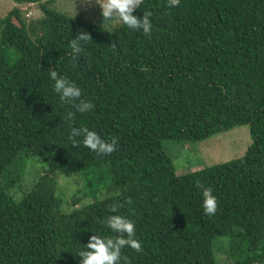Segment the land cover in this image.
Wrapping results in <instances>:
<instances>
[{
    "label": "trees",
    "instance_id": "16d2710c",
    "mask_svg": "<svg viewBox=\"0 0 264 264\" xmlns=\"http://www.w3.org/2000/svg\"><path fill=\"white\" fill-rule=\"evenodd\" d=\"M13 2L37 4L43 17L25 23L14 8L0 19V264H79L91 235H116L110 215L131 220L142 244L140 253L122 249L120 264H217L220 238L232 264H264V0H181L171 9L143 0L133 14H151L147 37L123 25L110 33L52 1ZM81 32L91 40L73 59L69 41ZM48 70L94 105L71 126L116 138V151L99 156L69 140L65 116L75 109L59 100ZM240 127L252 141L241 158L183 176L162 150L164 140L203 142ZM31 157L47 169L17 201L7 190ZM101 167L107 178L57 196L58 174L85 178ZM99 187L103 198L93 199ZM208 187L211 216L202 208Z\"/></svg>",
    "mask_w": 264,
    "mask_h": 264
},
{
    "label": "rangeland",
    "instance_id": "374dc122",
    "mask_svg": "<svg viewBox=\"0 0 264 264\" xmlns=\"http://www.w3.org/2000/svg\"><path fill=\"white\" fill-rule=\"evenodd\" d=\"M41 1H52L53 4L51 7L58 13L76 18L88 24H96L110 33L116 31L121 26L114 23L102 26L103 19L101 16V9L95 3V0ZM14 8L20 9L19 17L25 23L36 21L43 17L37 4L17 5L13 0H0V19H3ZM14 22L17 23L18 21L15 19ZM251 144L250 133L246 127L235 128L231 131L211 137L203 142L173 140H164L161 142L164 154L171 161L176 169V174L179 176L241 158ZM23 169L24 174L22 180L7 190L17 201L31 191L33 185L47 169V166L37 158L31 157L26 160L25 168L23 164ZM79 175L81 174L66 177L62 174H58L57 196L62 198L66 197L67 194H73L74 191L83 190L89 179L107 178V172L102 167L87 172L85 178ZM102 191L103 189L99 187L98 191L95 193L96 195L92 198L96 200L103 198ZM88 203L90 202L85 201V203H81V205ZM79 206L80 205L77 207ZM226 246V239L220 238L214 240L213 251L216 256L217 264H232V260L225 254Z\"/></svg>",
    "mask_w": 264,
    "mask_h": 264
},
{
    "label": "clouds",
    "instance_id": "9594fccd",
    "mask_svg": "<svg viewBox=\"0 0 264 264\" xmlns=\"http://www.w3.org/2000/svg\"><path fill=\"white\" fill-rule=\"evenodd\" d=\"M95 3L101 9L102 26L114 23L123 25L134 32H142L146 37L151 35L153 29L151 14L144 12L142 17L133 14L139 9L143 0H95ZM180 4L181 0H167L166 6L171 9ZM88 40H91L90 36L84 32L71 38L69 47L73 59L84 53ZM47 74L53 82L52 87L59 100L75 109V112L69 111L65 116L70 129L69 140L74 144H82L99 156L110 155L116 151L118 144L116 138H112L109 142L96 131L87 127L71 126L75 114L90 113L94 105L88 100L80 99L82 90L67 76L61 75L55 70H48ZM201 195L203 211L209 216L214 215L217 211V199L213 195V190L210 187L202 188ZM111 212H117V208L112 207ZM105 223L107 228L116 235L108 237L99 234L91 235L87 244L75 255L79 257V264H120L122 249L125 247L131 248L137 253L143 251L141 242L135 238V225L131 220L122 215H110Z\"/></svg>",
    "mask_w": 264,
    "mask_h": 264
}]
</instances>
